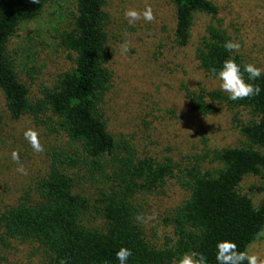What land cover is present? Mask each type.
I'll return each instance as SVG.
<instances>
[{"label": "trees", "instance_id": "trees-1", "mask_svg": "<svg viewBox=\"0 0 264 264\" xmlns=\"http://www.w3.org/2000/svg\"><path fill=\"white\" fill-rule=\"evenodd\" d=\"M47 1L0 0V90L11 118L33 116L41 121L47 115L49 121H56L74 142L83 146L108 186L100 188L98 199L92 201L76 189L71 174L53 164L36 182L33 195L25 194L16 204L0 211V245L10 247L13 240L38 243L45 252L41 264H61L62 260L66 264H119L116 252L121 247L132 251L126 264H174L184 253L193 251L205 254L208 264H218L216 244L225 239L234 241L238 250H247L264 227V198L257 205L242 188L248 175L260 176L264 182V75L248 81L244 73V79L259 85L261 93L236 101L220 88H186L190 107L199 114L216 113L221 106L247 110L249 117L239 125L245 138L243 144L207 150L196 164L182 168V175L175 174L177 164L171 160H136L129 154L120 159L121 165L115 159L105 161L123 146L109 131L105 111L112 81L107 64L113 56L107 30V0H78L75 25L61 36V44L76 54V65L62 75L54 88L45 91L44 98L33 101L28 87L18 77L8 42L21 22L43 12ZM169 1L176 7V35L182 46L191 39L196 13L216 19L207 26L196 49L199 66L207 75L217 78L212 69L218 72L229 57H234L243 72V66L250 62L223 46L234 39L221 23L219 15L224 8L219 3ZM240 11L247 8L241 6ZM228 13L236 18L238 11L230 9ZM207 160L217 166L204 170L202 163ZM175 177L189 194L165 218L175 234V239L165 243L161 242L162 234L149 237L143 220L136 219L142 208L138 198H156L155 194ZM150 202L156 205L154 200Z\"/></svg>", "mask_w": 264, "mask_h": 264}, {"label": "rangeland", "instance_id": "rangeland-1", "mask_svg": "<svg viewBox=\"0 0 264 264\" xmlns=\"http://www.w3.org/2000/svg\"><path fill=\"white\" fill-rule=\"evenodd\" d=\"M213 1L224 8L219 18L241 44L239 53L247 62L264 69V0ZM146 5L153 8L156 19L151 23L141 19L130 25L124 17L125 10L143 12ZM241 6L247 11H240ZM230 9L238 11L236 18L228 13ZM105 10L113 51L107 64L112 81L105 111L109 131L123 144L119 153L105 161L115 159L121 165L120 159L129 154L136 160H171L177 164L175 174L182 175L181 169L196 164L207 150L245 142L239 125L249 117L247 110L221 106L216 113L202 115L191 109L186 97V88H220L219 79L207 75L196 58L197 46L207 26L216 23L215 18L196 13L191 39L182 46L176 35V7L169 0H107ZM77 15L78 0H48L39 16L21 22L11 36L8 52L15 59L18 77L28 87L31 100L44 98L45 91L54 88L62 75L75 67L76 54L61 44V36L74 27ZM124 42L129 51L121 54ZM29 128L39 133L43 153L34 152L24 138ZM14 150L19 153V164L11 158ZM53 164L71 174L76 189L92 201L98 199L100 188L108 186L83 146L74 142L56 121H49L47 115L41 121L33 116L11 118L0 90V211L16 204L25 194L33 195L36 182ZM21 165L27 174L17 171ZM214 166L217 164L208 160L202 163L204 170ZM263 186L260 176L248 175L242 188L258 205L264 198V189L259 190ZM188 194L175 177L155 194L156 198L139 196L145 233L153 239L155 233L162 234L161 242L165 243L175 239L173 227L166 224L165 218ZM150 199L156 205L149 204ZM93 213L98 217L96 211ZM247 251L264 258V227ZM44 259V250L35 242L13 240L10 247L0 245V264H41Z\"/></svg>", "mask_w": 264, "mask_h": 264}, {"label": "clouds", "instance_id": "clouds-1", "mask_svg": "<svg viewBox=\"0 0 264 264\" xmlns=\"http://www.w3.org/2000/svg\"><path fill=\"white\" fill-rule=\"evenodd\" d=\"M33 2L39 3V0H33ZM124 17L130 25H134L141 19L148 23L156 19L153 8L150 5H146L143 12L134 8H128L124 12ZM223 46L229 53H239L241 48V44L232 39L227 40ZM120 49L121 54H126L129 51L128 43H122ZM212 71L216 73L220 81L221 90L227 93L230 100L236 101L254 97L261 93L259 85L248 81H255L261 78L264 75V69L252 63L245 64L242 72L241 65L235 61L234 57H229L223 62L218 72L215 68ZM244 73L248 74V81L244 79ZM24 138L29 142L34 152L43 153L45 151L44 146L40 142L39 133L35 129H26L24 131ZM11 158L17 164L20 163V156L17 151L14 150L12 152ZM17 171L22 174H27L22 165L18 167ZM136 219L142 221L143 217L137 215ZM216 249V261L218 264H245V262L246 264H264V258H261L258 254H250L247 250H238V245L232 240L225 239L218 241ZM131 255L132 251L127 247H121L116 252V258L119 264H126ZM61 264H66V262L62 260ZM174 264H208V260L205 254L193 251L184 253L178 260L174 261Z\"/></svg>", "mask_w": 264, "mask_h": 264}]
</instances>
